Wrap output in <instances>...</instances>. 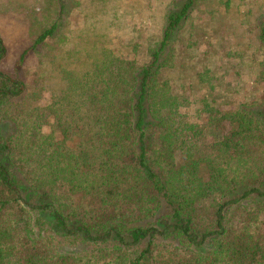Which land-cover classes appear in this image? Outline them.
I'll return each instance as SVG.
<instances>
[{"label": "trees", "instance_id": "1", "mask_svg": "<svg viewBox=\"0 0 264 264\" xmlns=\"http://www.w3.org/2000/svg\"><path fill=\"white\" fill-rule=\"evenodd\" d=\"M125 2L54 0L0 69V264H264V5L156 0L129 55Z\"/></svg>", "mask_w": 264, "mask_h": 264}, {"label": "rangeland", "instance_id": "2", "mask_svg": "<svg viewBox=\"0 0 264 264\" xmlns=\"http://www.w3.org/2000/svg\"><path fill=\"white\" fill-rule=\"evenodd\" d=\"M138 1L133 4L125 2L124 6L134 9L133 16L129 19L127 24V34L123 35L119 39H103L102 45L110 52L129 54L133 55L132 44L139 42L141 39H148L145 36L149 29L154 30L160 26V18L156 17L153 19L154 9L156 0H136ZM245 7L253 4V8L257 7L258 4L264 5V0H245ZM257 4V5H256ZM56 5L54 0H0V37L6 48V54L3 62L0 64V69L7 70L12 69L16 63L19 54L27 46L31 45L34 37L40 33V30L55 21L57 17ZM88 23L87 18L81 17V15L73 14L70 15L66 22L63 24V30L66 28L70 32H81ZM242 24H247V21H242ZM230 33L227 38L226 46L234 43V36L237 37L239 31L235 28H228ZM134 36V38H131ZM139 37V38H138ZM214 57V60H218ZM39 56L33 55L27 64L29 74L33 72L40 73L41 66L39 65ZM21 70H17L21 74ZM227 76V75H226ZM223 75H215V78L226 79ZM227 80V79H226ZM225 80V82H226ZM246 82V81H245ZM57 82L49 80L48 86H53ZM241 87V91L253 94L254 97L258 96L259 88L256 85H252L250 82L243 85L232 83V88L236 89ZM46 91H49L48 89ZM44 93L43 101L50 99V94ZM7 125V126H6ZM3 134H9L10 125L3 124L1 126Z\"/></svg>", "mask_w": 264, "mask_h": 264}]
</instances>
